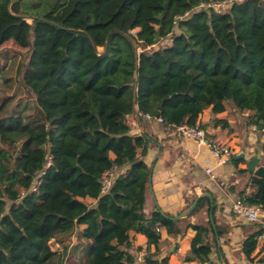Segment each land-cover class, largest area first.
<instances>
[{
  "label": "trees",
  "instance_id": "obj_1",
  "mask_svg": "<svg viewBox=\"0 0 264 264\" xmlns=\"http://www.w3.org/2000/svg\"><path fill=\"white\" fill-rule=\"evenodd\" d=\"M228 1L0 0V25L9 15L31 22L25 91L0 96V264H156L161 229L192 230L185 262L210 263V235L225 231L190 219L215 220L214 196L196 197L185 216L146 214L153 168L144 158L155 142L131 135L129 122L195 126L207 109L232 106L247 127L264 128V0L213 7ZM239 173L250 174L239 198L263 212L264 163ZM135 234L147 238L143 263ZM262 234L243 241L247 258ZM63 237L77 242L53 250ZM259 254L264 264V242Z\"/></svg>",
  "mask_w": 264,
  "mask_h": 264
},
{
  "label": "crops",
  "instance_id": "obj_2",
  "mask_svg": "<svg viewBox=\"0 0 264 264\" xmlns=\"http://www.w3.org/2000/svg\"><path fill=\"white\" fill-rule=\"evenodd\" d=\"M216 120L227 121L229 126L216 124ZM129 124L132 126L131 135L147 132L155 142L144 158L153 168L152 188L148 193L145 213L150 214L158 206L161 211L173 216H184L186 213H181L196 197L211 193L215 198V220L205 211L190 219L193 224L207 226L209 220H213L215 229L220 227L225 231L216 238L210 235L213 249L209 264H262L259 249L264 241L258 242V251L251 258L245 256L242 244L249 235L264 228V211L254 225L232 211L234 201L239 199L250 179V174H240L239 170L251 172L249 164L257 156L260 158L254 171L264 163V135L261 131L254 126L247 127L245 118L236 114L232 106L217 115L207 109L198 124L232 152L226 164L218 165L206 146H198L190 139L167 131L155 119L144 118L140 122L132 118ZM90 200L87 199V202H92ZM160 233L158 249L151 248L152 261L156 264H199L185 262L195 235L192 230L177 238L168 235L166 229H161ZM132 244L134 249L147 250V238L142 234L132 235ZM141 252L136 254L138 263L144 262Z\"/></svg>",
  "mask_w": 264,
  "mask_h": 264
},
{
  "label": "rangeland",
  "instance_id": "obj_3",
  "mask_svg": "<svg viewBox=\"0 0 264 264\" xmlns=\"http://www.w3.org/2000/svg\"><path fill=\"white\" fill-rule=\"evenodd\" d=\"M230 7L231 3L214 8L221 12L227 11ZM30 23V21L21 22L12 15H9L5 19V23L0 25V96L5 90L9 95L16 93V91H19V93L23 92L22 90L25 91L20 81L23 69L29 58L30 47L27 44L26 37ZM164 44L168 45L169 41H165ZM6 78L10 80L13 87L6 85ZM18 99L23 100L25 97L24 95H19ZM90 201H92L90 203H94L93 200ZM250 224L254 225L256 223ZM61 239L64 241L63 243H59L60 240H53L51 242L53 250L62 251L65 245L72 247L77 242L75 237H63ZM66 262L67 264H78L73 257H68Z\"/></svg>",
  "mask_w": 264,
  "mask_h": 264
},
{
  "label": "built area",
  "instance_id": "obj_4",
  "mask_svg": "<svg viewBox=\"0 0 264 264\" xmlns=\"http://www.w3.org/2000/svg\"><path fill=\"white\" fill-rule=\"evenodd\" d=\"M241 1V0H238ZM233 0H230L225 3H218L214 4L213 7H219L228 3L232 4ZM145 119L148 120H154L149 115L144 116ZM158 123L163 124V119L156 118L155 119ZM167 131L172 132L175 135H180L183 138L190 139L194 141L198 146H206L208 149H210L212 156L216 160L218 165L226 164L227 161L232 157V152L229 147L221 143L216 138L212 137L202 126L199 124L195 126H165ZM261 133L264 135V128H262ZM51 162L49 161L48 165H50ZM211 170H208L210 172ZM103 184V190L107 191L111 185V180L109 178L108 174H105L102 180ZM233 213L245 220L248 223H257L259 221L261 210L259 207L255 205H251L247 202H245L242 199H237L233 203L232 208ZM259 241H264V234H262L259 237ZM142 258H145L147 256V251L143 250L141 252Z\"/></svg>",
  "mask_w": 264,
  "mask_h": 264
},
{
  "label": "water",
  "instance_id": "obj_5",
  "mask_svg": "<svg viewBox=\"0 0 264 264\" xmlns=\"http://www.w3.org/2000/svg\"><path fill=\"white\" fill-rule=\"evenodd\" d=\"M259 130H261V128H260ZM259 158H260V157L257 156V157H255V158H253V160L250 162V164H249V170H250L251 172H254V169H255L256 164H257V160H258ZM185 215H186V214H185ZM185 215H184V216H185Z\"/></svg>",
  "mask_w": 264,
  "mask_h": 264
}]
</instances>
